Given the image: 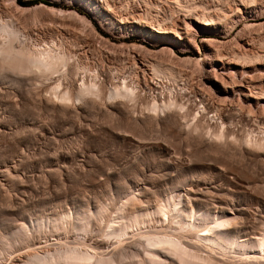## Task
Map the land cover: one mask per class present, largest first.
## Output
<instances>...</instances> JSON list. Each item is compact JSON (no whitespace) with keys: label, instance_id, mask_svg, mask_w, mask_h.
Wrapping results in <instances>:
<instances>
[{"label":"rangeland","instance_id":"374dc122","mask_svg":"<svg viewBox=\"0 0 264 264\" xmlns=\"http://www.w3.org/2000/svg\"><path fill=\"white\" fill-rule=\"evenodd\" d=\"M23 1L33 3L0 0V46L13 38L3 31L9 27L14 29L13 46L38 50L39 54L51 50L50 54L64 57V64L52 78L36 82L29 72L18 75L0 62V120L5 131L13 133L7 140L0 138V264H10L18 254L14 248H22L23 240L29 238L15 239L22 224L30 228L36 219L97 210L123 199L132 189L140 197L141 187H149L153 205L175 194L181 185L207 193L208 203L221 197L235 198L241 208L264 215V164L239 158L234 149L235 154L232 149L222 150L225 155L200 144L198 140L209 135L204 132L207 129L201 131L205 136L200 138L195 133L198 139L194 141L185 135L174 139L163 127L156 131L149 124L142 126L144 129L133 128L132 122L130 130H117L126 128L134 113H152L146 111L144 101L162 104L174 100L177 108L181 106V114L194 112L202 125H211V131L223 121L225 130L234 131L236 138L243 135L264 141V0H89L93 13L82 7L83 0ZM200 21L212 26L204 27ZM150 62L162 66L160 75ZM166 66L175 70V77L165 74ZM57 81L62 89L72 85L78 89L82 82L98 84L100 93L131 84L138 96L132 103L128 101L136 111L129 115L111 111L114 103L105 93H99L98 99L89 98L93 102L87 100L91 104L82 109L78 106L77 112L69 109L66 118L36 111L34 104L39 99L34 91L42 88L39 92L45 102L44 96ZM176 127L172 131L177 133L181 128ZM15 134L23 136L16 137L22 142L17 153L10 148ZM156 147L164 151V158ZM195 157L204 161L198 158L201 167H195L199 163ZM231 166L237 170L230 171ZM240 171L245 177L236 173ZM194 181H201L200 185H193ZM211 203L208 207L216 210ZM50 229L47 235L29 230L28 236L39 237L42 245L99 238L83 233L67 236ZM136 233L140 231H129L122 241L140 243Z\"/></svg>","mask_w":264,"mask_h":264},{"label":"bare ground","instance_id":"6f19581e","mask_svg":"<svg viewBox=\"0 0 264 264\" xmlns=\"http://www.w3.org/2000/svg\"><path fill=\"white\" fill-rule=\"evenodd\" d=\"M250 2L252 3L254 2V0ZM82 7L86 11H90L92 13L94 11L93 10L94 5L89 0H83ZM206 20H212V19H206ZM205 21H200L204 25V27H208L209 25L212 26V24H209V22L205 23ZM4 30L7 31L8 33L7 36L10 37V38L8 37L9 39H11L12 37L13 38L15 37L14 32L12 31L14 29L11 30L9 27L8 28L5 27L3 31ZM4 41H7V40H4ZM11 41H8L7 44L5 43V45H3L4 44L3 43L2 44L3 46H0V55L2 54L4 55V57L2 55L1 58H3V60H0V62L2 64V67L4 68L7 67L10 69L12 68L13 70H16L17 72H19L18 75L21 74V72L22 73L29 72L31 75L34 76L35 81L36 79L37 80L38 79L41 80L43 78L46 79L47 77L49 78L57 70H59L58 68L63 66L61 65L59 67L60 64L62 63L64 64L63 62L64 57L61 55L54 56L55 54L53 55L50 54L51 50L49 51L46 50L47 52L45 51V49L44 51L40 50V54H39L38 50H35L34 52L33 50L31 51V49L29 48H28L29 50H25L26 48L22 49L21 47H20L21 49H18L19 48L18 46L16 47V46H13L12 44L14 40L12 42ZM147 62L148 61H146V64ZM67 63L68 62L66 61V64ZM150 63L152 64L153 62H150ZM151 66H152L153 71L154 70L155 72L158 71V73L160 72V68L162 67V66H159L158 64L157 65L152 64ZM165 68L163 67V70L166 73L163 71L161 73L168 74V77H175V72H174L175 70L171 69L172 67L171 68L167 67V69ZM66 74H68L67 71H66ZM72 75H74V73ZM30 78H33V77H30ZM45 83H47V81ZM97 85L93 83L92 84L90 83V85L89 84L86 85V83L82 82V84L80 85L78 89L75 88L74 85H72L70 88L68 86L67 88L62 89L63 85L60 82H58L55 86H51L47 96H44L45 102L42 101L43 96H42V93L39 92V90L41 91L43 89L42 88L39 89L38 87L37 89L39 90L37 89L36 90L39 93H37V91H34V92L38 94V96L36 97H38L39 100L38 99L37 100L39 103L36 104V100H35L34 109L37 107L36 111L40 109V110H44L45 112L49 111V113L50 112L56 113L64 117L65 116L64 114L68 113L69 109H72L75 112L76 108H78V106L80 105H81L80 106L81 109L89 106L91 103L88 105V101L93 102V100H90L89 98L93 96L97 97L100 93V90L96 88ZM129 86H127V84L125 85L123 84V87L125 89L123 87L122 88L116 87V89H113L112 87V90L108 89L109 90L108 93H107V90H106V93L102 92L106 94L105 96L108 97V100L114 103L111 105L113 106V108L111 107V111L113 110L114 112H118L120 114L128 113V115L129 113H134L136 111V109H134L136 107L133 108V106L129 104V101H131L132 103L131 99H134L135 97L138 96L137 90ZM100 89H103V85ZM224 89H222L223 92H227ZM140 96L142 97V95ZM140 96L139 98H141ZM102 99L104 100V96L103 98H101V100ZM134 100H137V98H135ZM144 102L146 103L145 105L143 104L146 111L148 110L152 113H148V114L146 113V115L140 113L141 114V115L139 114L140 116L134 113L132 115L133 121L130 120L129 124L128 122L125 123L126 128H123L121 126V128H118L117 130L122 131L126 129V131H128L131 129V126H134L133 128H137L138 126H140L139 128H143L142 126H147V124H149L150 126L153 125L155 128H157L156 131L159 129L158 128L159 126L163 127L166 131V132L164 131L165 133H170V134L172 133V135L175 136V137L173 136L172 137L174 139L177 138V140L182 138L183 135H185V137H188V139L190 137V139L192 138V140L193 139L195 140L196 138L198 139V137L199 138L202 137V135L205 136L204 134L200 135L201 133L207 132L209 133V135L206 133L208 136L206 135L207 137L205 136L201 138V140L199 139L198 141L199 143L201 141V143L208 145V147L210 149H213V151L214 149L215 150L219 149L220 151L224 149L225 151L226 149H232V150L234 149L239 154V155L236 154V156L238 155L239 158H242L245 160L248 159V161L251 160L255 162H261L262 165L264 164V141L263 140L262 141H260L261 139L252 140V138L254 137H251L250 139L249 137H246V136L242 138L243 136L242 133H241L242 135L241 138L239 136L238 137L239 139H238L234 137L235 136L233 134L234 131L225 130V128L227 127L223 123V121L220 122L219 124L216 123L217 129L214 128L215 130L213 129V131H211V127H210L211 125L203 123L204 125L203 126L202 123L199 122L197 118L198 115H194L193 114L194 112H192L191 110H190L191 112H187V110H185L187 113L186 112L184 113L186 114H184L182 111V114H181L180 112L181 106H179L178 107L179 109H178L177 108L178 103L176 104L174 100L173 102L169 101L168 103L166 101V102H163L162 104H159L158 103L159 101L157 102L155 100L152 101V103L151 101L148 103L146 101ZM133 103H136V101L135 102L133 101ZM136 104H133V105L136 106ZM93 105H92V108H93ZM174 106L176 107L175 108L176 110L177 109L179 110L178 112L175 109H174L175 113H173L174 110L171 112V109H172L171 107L174 108ZM183 110H184V107H183ZM44 111H41V112H43L44 114ZM111 111L109 109L110 114H111ZM91 112H93V109ZM130 123H132L133 125L130 126ZM174 126H177V127L179 126L181 128L179 129L180 131L177 130L178 131L177 133L175 131H172ZM128 127L130 128L127 129ZM204 128L207 129V131L201 132L203 131ZM15 131L17 134L18 131L17 130ZM19 133H21V131ZM139 133H141V131ZM142 133H143V130H142ZM195 133L197 135L199 133V136L196 137ZM16 134L14 136L15 138L13 139V142H10L11 143L10 148L12 151L17 153L21 150L22 142L20 141V139L23 136L22 137L20 136L21 137L20 138L18 136L19 134L18 135ZM11 135L13 137L12 130L9 132H6L0 120V138L7 140L11 137ZM16 137L20 139H17ZM199 143H196V146H199L197 145ZM155 150L158 154L161 155V157L163 156L164 158V151L162 149H159L156 147ZM234 150L232 151V153L234 152ZM236 152H234L233 154H235ZM227 154H228V151H227ZM233 157L231 156L232 159ZM198 158L195 157V159H198ZM199 159L197 160L198 162H199ZM200 161L202 162V158L200 159ZM201 162H199L195 167L196 168L199 166L201 167L204 161L202 163ZM193 164L194 163H192V165ZM235 167L231 169L230 167L228 168L230 169V171L237 170L235 169ZM263 168H264V165H263ZM7 172L9 173L11 171L8 170ZM240 172H236V173H239L240 177H245L246 174L244 173L245 174L244 175L242 174V172L241 173ZM4 173H6V171ZM220 174L218 173V176H220ZM233 181L235 182L236 180H233ZM200 182L201 181L199 182L194 181L192 184L193 185L196 184L195 186H198L200 185ZM185 187H182L180 185V188L177 191L175 190L176 191L175 194L171 196H167V198L164 201H161L155 205H153L150 202L151 197L149 198L148 196V191L150 190V189L148 190L149 187H141L142 194L141 195L139 194L140 197H137L138 193H135L136 191L134 192L132 189V191L130 190V192L126 194L124 198L122 197L123 199H121L120 197V200L118 201L115 200L114 202H111L109 205L108 204L101 205L98 207L97 210H91V209L80 210V211L78 210L73 213L70 211V212H64V213L58 214L54 218L47 217V219L45 218L36 219L32 222V225L30 228L22 224L21 227L19 228V231L16 230L15 232L16 234L15 239L19 238L21 240V239H26V237L27 238L29 237V238L26 240H23V241H26V243L22 246V248L20 246L19 248H17L18 246L16 247V245L19 244L18 242L15 246L12 245L13 247H16V250L14 248L13 251H15V254L16 252H18V254H16L13 260H11L12 262L11 261L9 262H11L10 264H264V215H261V213H258V212L257 213L249 212L245 210L244 207L241 208V205H239L240 202L238 203L237 200H234L235 198L234 199H231V198L222 199L221 197L216 200L212 198V200H214L213 204L210 201L209 202L213 205V209H216L213 211L212 207L211 208L208 207L210 203H208L209 198L207 199L206 197L207 193L204 194L202 190H201L202 191L201 193L199 191L200 189L197 190V189H194V187L187 188V189ZM111 204L112 206H110ZM49 228H51L50 230H52L55 233H58V234L65 233L67 236H69L70 233L74 235L83 233L84 236H90V234L91 235L93 234L94 237L99 236V238L96 240L91 239V241L89 240L90 237H88V239H86L87 237L83 239L76 238L77 239L76 241L67 240V241H64L65 243L63 242L62 243H49V244L47 243L48 245L47 244L42 245L40 242L41 240L38 239L39 237L38 238L36 237L34 239L33 237H30L31 235L28 236L29 230L31 231L33 230V231H36V233L39 232L41 234L47 235V233L49 232L47 231V229ZM93 228L96 230L94 231V233L96 232L97 235H95L96 233L95 234L92 233ZM133 230L140 231V233H136V235L140 234L139 235L140 243H132V241L131 243L123 242L122 240L125 238L126 234L129 231H133ZM28 241L29 243H27ZM113 241H118L119 243L118 242L112 243ZM45 247H47L48 249ZM8 248L10 247L8 246L7 249ZM24 250H27V251H24Z\"/></svg>","mask_w":264,"mask_h":264},{"label":"trees","instance_id":"16d2710c","mask_svg":"<svg viewBox=\"0 0 264 264\" xmlns=\"http://www.w3.org/2000/svg\"><path fill=\"white\" fill-rule=\"evenodd\" d=\"M17 2L21 5H29V4H32L33 2L32 1H29V2H25L23 0H17ZM47 3V2H46Z\"/></svg>","mask_w":264,"mask_h":264}]
</instances>
